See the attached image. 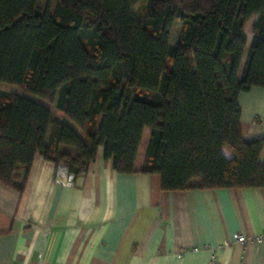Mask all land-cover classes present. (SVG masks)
I'll return each instance as SVG.
<instances>
[{
    "label": "trees",
    "instance_id": "trees-1",
    "mask_svg": "<svg viewBox=\"0 0 264 264\" xmlns=\"http://www.w3.org/2000/svg\"><path fill=\"white\" fill-rule=\"evenodd\" d=\"M140 1L0 0L1 183L23 191L37 154L76 177L103 146L163 190L264 187L238 101L264 87V0Z\"/></svg>",
    "mask_w": 264,
    "mask_h": 264
},
{
    "label": "crops",
    "instance_id": "crops-1",
    "mask_svg": "<svg viewBox=\"0 0 264 264\" xmlns=\"http://www.w3.org/2000/svg\"><path fill=\"white\" fill-rule=\"evenodd\" d=\"M238 101L244 137H262L264 87ZM57 170L37 154L23 191L0 182V264H264V241L233 239L264 230V187L163 190L158 173L118 172L103 146L73 185Z\"/></svg>",
    "mask_w": 264,
    "mask_h": 264
},
{
    "label": "built area",
    "instance_id": "built-area-1",
    "mask_svg": "<svg viewBox=\"0 0 264 264\" xmlns=\"http://www.w3.org/2000/svg\"><path fill=\"white\" fill-rule=\"evenodd\" d=\"M74 175L68 172L65 166H60L57 170L56 181L64 185L74 184ZM233 239L241 244H247L248 242H263L264 241V230L252 237H247L245 234L236 232L233 234Z\"/></svg>",
    "mask_w": 264,
    "mask_h": 264
},
{
    "label": "rangeland",
    "instance_id": "rangeland-1",
    "mask_svg": "<svg viewBox=\"0 0 264 264\" xmlns=\"http://www.w3.org/2000/svg\"><path fill=\"white\" fill-rule=\"evenodd\" d=\"M147 4V0H141L138 4H136L134 6V12L136 14V16L141 19L144 15V12H145V6ZM181 24V20H176L175 21V27H174V30H173V34H172V41H175L176 38H177V35H178V30H179V25ZM251 25H252V21L249 22L248 26H247V31H248V34H249V38H251L252 36V31H251ZM149 131H150V128L147 127L146 128V131H145V135H144V139L142 141V147H141V151L139 153V158L141 159L144 154H145V144L147 145V138H148V135H149ZM226 153L228 155H231V152L228 148L225 149Z\"/></svg>",
    "mask_w": 264,
    "mask_h": 264
}]
</instances>
